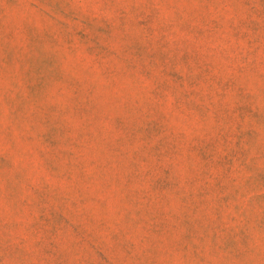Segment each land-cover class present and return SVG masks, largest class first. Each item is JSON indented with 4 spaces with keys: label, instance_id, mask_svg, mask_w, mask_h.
<instances>
[{
    "label": "rangeland",
    "instance_id": "obj_1",
    "mask_svg": "<svg viewBox=\"0 0 264 264\" xmlns=\"http://www.w3.org/2000/svg\"><path fill=\"white\" fill-rule=\"evenodd\" d=\"M0 264H264V0H0Z\"/></svg>",
    "mask_w": 264,
    "mask_h": 264
}]
</instances>
